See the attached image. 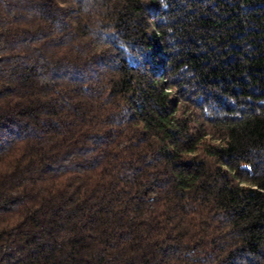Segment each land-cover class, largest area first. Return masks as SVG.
<instances>
[{
  "label": "trees",
  "instance_id": "16d2710c",
  "mask_svg": "<svg viewBox=\"0 0 264 264\" xmlns=\"http://www.w3.org/2000/svg\"><path fill=\"white\" fill-rule=\"evenodd\" d=\"M0 264H264V0H0Z\"/></svg>",
  "mask_w": 264,
  "mask_h": 264
}]
</instances>
